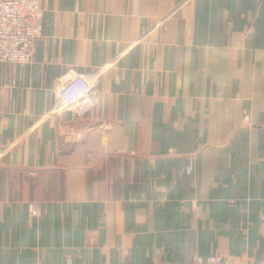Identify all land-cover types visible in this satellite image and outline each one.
Returning a JSON list of instances; mask_svg holds the SVG:
<instances>
[{
  "label": "crops",
  "instance_id": "crops-1",
  "mask_svg": "<svg viewBox=\"0 0 264 264\" xmlns=\"http://www.w3.org/2000/svg\"><path fill=\"white\" fill-rule=\"evenodd\" d=\"M41 6L0 62V264H264V0ZM69 69L85 113L55 108Z\"/></svg>",
  "mask_w": 264,
  "mask_h": 264
},
{
  "label": "built area",
  "instance_id": "built-area-1",
  "mask_svg": "<svg viewBox=\"0 0 264 264\" xmlns=\"http://www.w3.org/2000/svg\"><path fill=\"white\" fill-rule=\"evenodd\" d=\"M43 20L44 9L41 6V0H0V62H31L35 44L43 35ZM15 85V79L7 82L9 87H15ZM59 87L61 93L55 105L56 109L77 107L82 113L87 112L88 107L83 102V95L88 88V78L85 73L69 69L61 76ZM30 211L33 214H39L41 205L37 201H31ZM162 250V246L156 248L158 254ZM68 264H72L70 256ZM193 264L240 263L228 256L195 253Z\"/></svg>",
  "mask_w": 264,
  "mask_h": 264
}]
</instances>
